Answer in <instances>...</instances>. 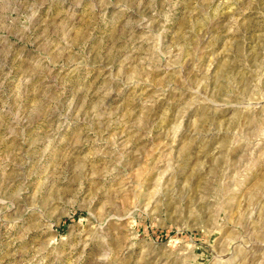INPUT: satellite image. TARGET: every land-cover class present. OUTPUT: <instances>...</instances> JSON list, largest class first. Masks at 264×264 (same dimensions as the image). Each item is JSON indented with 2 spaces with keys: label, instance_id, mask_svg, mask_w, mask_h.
<instances>
[{
  "label": "rangeland",
  "instance_id": "374dc122",
  "mask_svg": "<svg viewBox=\"0 0 264 264\" xmlns=\"http://www.w3.org/2000/svg\"><path fill=\"white\" fill-rule=\"evenodd\" d=\"M0 264H264V0H0Z\"/></svg>",
  "mask_w": 264,
  "mask_h": 264
}]
</instances>
